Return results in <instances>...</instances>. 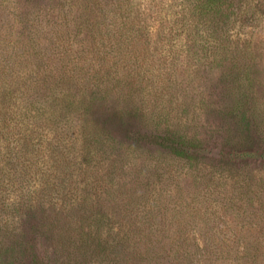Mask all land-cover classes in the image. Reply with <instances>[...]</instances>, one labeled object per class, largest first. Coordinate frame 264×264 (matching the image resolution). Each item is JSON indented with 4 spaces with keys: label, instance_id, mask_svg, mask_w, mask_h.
<instances>
[{
    "label": "trees",
    "instance_id": "obj_1",
    "mask_svg": "<svg viewBox=\"0 0 264 264\" xmlns=\"http://www.w3.org/2000/svg\"><path fill=\"white\" fill-rule=\"evenodd\" d=\"M262 5L0 0V264H264Z\"/></svg>",
    "mask_w": 264,
    "mask_h": 264
},
{
    "label": "rangeland",
    "instance_id": "obj_2",
    "mask_svg": "<svg viewBox=\"0 0 264 264\" xmlns=\"http://www.w3.org/2000/svg\"><path fill=\"white\" fill-rule=\"evenodd\" d=\"M260 1H262V3H263V5L261 6V10L264 11V0H260ZM12 12L13 11L10 12V8L7 9V10L3 9V11L0 12V16H5L6 17V16H9ZM257 26H258L257 31H261L262 32V36H264V12H263V17L260 19V22L257 24ZM210 121L214 122L212 118L210 119ZM8 213H9L8 226L10 228L16 230V236H14L13 238L15 239L16 243L20 246V249L22 250V248H24L23 246H26V243H27L28 239H30V240L33 239L34 243L36 245L37 240H35V238H36L35 237V233L33 234V232H30V224L25 219V217L21 216V212L18 211V208L15 211H13L11 209ZM11 241H12V239H11ZM5 244H7L6 247H10V242L9 243L5 242ZM43 245H44V241L43 240L38 243V247H43ZM19 255L22 256V255H25V254H19ZM7 258H9L8 255H7ZM22 259L25 260L26 257H24ZM260 259H262L264 261V258H260ZM3 261L5 262V259H3ZM25 262L26 261H24L23 264H25ZM17 264H20V263L18 262Z\"/></svg>",
    "mask_w": 264,
    "mask_h": 264
}]
</instances>
